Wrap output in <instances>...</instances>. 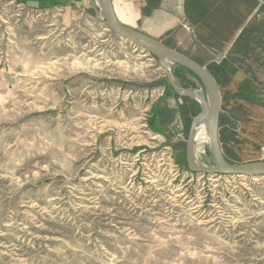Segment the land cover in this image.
Listing matches in <instances>:
<instances>
[{"label":"rangeland","instance_id":"rangeland-1","mask_svg":"<svg viewBox=\"0 0 264 264\" xmlns=\"http://www.w3.org/2000/svg\"><path fill=\"white\" fill-rule=\"evenodd\" d=\"M165 79L93 13L0 0V264H264V176L192 173L190 125L158 132ZM240 128L226 159L263 161ZM195 160L214 166L209 139Z\"/></svg>","mask_w":264,"mask_h":264},{"label":"crops","instance_id":"crops-1","mask_svg":"<svg viewBox=\"0 0 264 264\" xmlns=\"http://www.w3.org/2000/svg\"><path fill=\"white\" fill-rule=\"evenodd\" d=\"M16 1L37 11L60 8L95 15L93 1L101 9L99 0ZM112 1L125 26L172 48H182L180 51L211 74L220 91L221 117L227 119L222 124L220 117L219 141L222 126L230 127L235 122L241 133H264V0H158L151 10L147 6L152 0ZM183 21L191 25V35ZM193 81L185 76L182 79V83ZM165 94L160 105L154 107L157 125L164 133L174 130L184 134L195 118L190 110L201 104L167 94V88ZM168 112L172 116L164 120Z\"/></svg>","mask_w":264,"mask_h":264},{"label":"water","instance_id":"water-1","mask_svg":"<svg viewBox=\"0 0 264 264\" xmlns=\"http://www.w3.org/2000/svg\"><path fill=\"white\" fill-rule=\"evenodd\" d=\"M101 9L93 1V10L97 17L105 23L109 30L119 37L141 47L154 58L158 59L163 67L168 83L176 95L196 100L201 104L200 113L193 119L187 138L186 161L192 173L207 175H238L264 176V160L248 163L231 164L224 156L220 141L219 128L221 117V96L218 85L211 74L197 61L178 49L166 45L163 41L153 38L138 30L125 26L117 17L112 0H99ZM103 15V17H102ZM166 62L178 65L193 73L205 88L184 89L175 79ZM205 123L208 129L214 166H199L195 160L196 128Z\"/></svg>","mask_w":264,"mask_h":264},{"label":"trees","instance_id":"trees-1","mask_svg":"<svg viewBox=\"0 0 264 264\" xmlns=\"http://www.w3.org/2000/svg\"><path fill=\"white\" fill-rule=\"evenodd\" d=\"M158 0H152L151 2H149L148 4H149V6H147L150 10H151V8H153V7H157V5L155 4V2H157ZM166 44V43H165ZM167 45V44H166ZM169 46V45H168ZM192 58V57H191ZM194 59V58H193ZM195 61H196V59H194ZM199 63V62H198ZM200 64V63H199ZM201 65V64H200ZM186 70V69H185ZM188 71V70H187ZM198 82H200V80L193 74V73H191L190 71H188ZM173 75H174V77H175V79L178 81V79H177V77H178V75H177V73L175 72V71H173ZM179 82V81H178ZM164 83H165V85H166V87H167V94H172V95H175L176 97H178V98H180L178 95H176L175 94V92L173 91V89H172V87L170 86V84L168 83V80H167V78L165 79V81H164ZM179 84H180V86L182 87V88H184V89H191V90H194V89H197V88H195V87H192V85H190L189 83H182V82H179ZM200 84H201V82H200ZM183 100H185V101H188L189 99L188 98H183V97H181ZM191 113H192V119L194 118V117H196L199 113H200V111H201V106L197 103L196 104V106L195 107H193L191 110ZM185 113H186V111H185ZM172 116V114L171 113H167L166 114V116H165V118H164V120H166V119H168V118H170ZM158 132L161 134V135H166L164 132H163V129L161 128V129H159L158 130ZM176 148V150H180L179 149V147H175ZM186 164H187V162H186ZM213 165H214V162H213Z\"/></svg>","mask_w":264,"mask_h":264},{"label":"bare ground","instance_id":"bare-ground-1","mask_svg":"<svg viewBox=\"0 0 264 264\" xmlns=\"http://www.w3.org/2000/svg\"><path fill=\"white\" fill-rule=\"evenodd\" d=\"M195 136H196V139L198 138L202 141L205 138L210 140L208 129H207V126L205 123L198 124V126L196 128Z\"/></svg>","mask_w":264,"mask_h":264},{"label":"built area","instance_id":"built-area-1","mask_svg":"<svg viewBox=\"0 0 264 264\" xmlns=\"http://www.w3.org/2000/svg\"><path fill=\"white\" fill-rule=\"evenodd\" d=\"M182 24H183V27L185 28V30H186L187 32H192V27H191V25L189 24V22H187V21H183Z\"/></svg>","mask_w":264,"mask_h":264}]
</instances>
